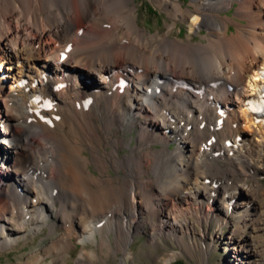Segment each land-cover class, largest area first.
I'll list each match as a JSON object with an SVG mask.
<instances>
[{
  "label": "bare ground",
  "instance_id": "1",
  "mask_svg": "<svg viewBox=\"0 0 264 264\" xmlns=\"http://www.w3.org/2000/svg\"><path fill=\"white\" fill-rule=\"evenodd\" d=\"M153 1L163 31L136 0H0V250L60 231L21 264L88 242L75 264H133L126 239L193 250L213 223L237 264H264V0Z\"/></svg>",
  "mask_w": 264,
  "mask_h": 264
},
{
  "label": "rangeland",
  "instance_id": "2",
  "mask_svg": "<svg viewBox=\"0 0 264 264\" xmlns=\"http://www.w3.org/2000/svg\"><path fill=\"white\" fill-rule=\"evenodd\" d=\"M136 3L139 8L138 21L141 26H145L153 32L163 31L166 28L169 18L164 11L156 6L153 0H136ZM187 33L188 30L186 26H181V31H177L176 35L180 36L181 38H186ZM200 39V36L194 38V40ZM135 135V131L128 134V136H132V138H134ZM170 147H174V144L172 143ZM127 151L128 150L125 149L122 151V153ZM133 166L138 168L134 164ZM260 178L261 183L264 184V176ZM54 203L57 207L56 215H61L63 210L66 212L71 210L70 200L68 201L64 197L63 193L58 195ZM119 208V206H115L110 215H108V219L110 217L116 218ZM51 220L52 219H50V221ZM42 221L45 222L46 219ZM106 226L107 224L102 226L100 230L105 229ZM216 226L217 225L215 223L205 225L204 227L196 224L195 227L197 229V234L194 236V239L201 247L193 250L184 249L183 245H181L178 240L175 241V238L166 235H161L158 238L157 243L148 240L149 235L147 233L136 235L134 238H132V241L130 239H126L125 237L124 238L129 243L131 250L134 252L133 264H237L232 253L228 249H225L226 243L224 240L216 239L213 243L210 241V235L214 234L216 231ZM204 228H208V238H205L201 235L202 229ZM224 228L228 227L224 226ZM112 229L113 223L111 222V225H109L108 229L106 230V238L108 237L110 243H114V239L118 231H113ZM59 232L60 231H57L56 234H52L50 232V227L45 225L42 230L38 231V233L30 234L27 240H21L15 248L0 250V264H21L22 262H27L32 258L33 254L40 251L42 252L44 247L48 245L55 235L59 234ZM98 237L100 236L98 235ZM262 238L264 239V237ZM186 240L187 243L194 242L189 238H186ZM208 244H211V249L206 247ZM84 246L88 249L94 247V245L90 242L86 243ZM84 246L78 243L76 248H73L70 251L71 256L67 255L65 264H75L74 258H77ZM101 256H103L102 262L106 260L104 255ZM109 258V262L112 264H119L120 262L119 256L116 257L113 253H111ZM169 258L172 259L167 262ZM47 259L49 260L50 258L47 257Z\"/></svg>",
  "mask_w": 264,
  "mask_h": 264
}]
</instances>
